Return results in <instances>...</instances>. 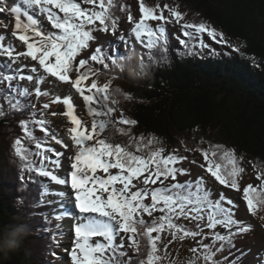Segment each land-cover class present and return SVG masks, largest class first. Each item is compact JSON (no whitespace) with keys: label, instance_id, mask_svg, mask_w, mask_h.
Masks as SVG:
<instances>
[{"label":"snow or ice","instance_id":"obj_1","mask_svg":"<svg viewBox=\"0 0 264 264\" xmlns=\"http://www.w3.org/2000/svg\"><path fill=\"white\" fill-rule=\"evenodd\" d=\"M21 3L25 8L23 12L21 6H13L10 8V13L14 14L15 20L16 31L13 36L26 46V51L21 50L14 56L13 47L4 48L0 44V52L6 53L12 59H18L20 56L25 59L30 58L31 61L37 62L32 68L33 72L42 69L49 78L69 84L87 104V113L93 121L89 131L82 119L75 114L71 97H55L53 102L61 103L66 108L62 115L69 118L73 125L69 129L71 144L52 136L55 143L62 145V148L75 149L74 154L69 157L70 168L64 179H59L43 166L35 168L26 154L28 150L22 147V141L19 138L14 141V152L21 161H25V170L37 171L39 175L49 177L59 185L70 184V191H74L73 204L79 210V215L76 218L78 222L71 229L74 231L72 245L70 249H66L70 257L69 264H134L127 249L130 248L134 254L139 255L142 245L146 248L145 258L139 259L138 264H163L167 256L168 244L175 240L183 241L189 236L195 240L197 236L203 234V227L215 229L217 225H223L229 230L228 235L213 233V238L216 241L228 240L230 244L233 236L246 234L252 230L251 225L234 218V211L231 208L222 207L221 200L224 199L222 195L220 199L213 201L210 198L212 193L201 187V181L198 180L193 185L192 182L181 183L177 180L178 175L187 173L171 165L179 163L182 158L173 154L164 157L163 148L152 151L145 157L136 154L141 150L139 144L136 152H133L127 146L114 144L107 138H100L106 130L115 128L116 124L133 126L138 123L134 119L123 118V114L120 119L113 120L112 116L116 109L109 105L119 104V100L114 99V96L120 94L121 89L119 87L111 89L112 79L100 86L98 79L101 70L91 66V62H95L102 65L103 70H108L109 63L106 61H110L111 65L123 70L124 65L120 61L130 59V56L117 58L97 47L94 54H90V60L79 58L77 64V58L81 56L82 50L88 49L90 42L95 39L94 32L100 30L97 24L102 26L104 33L111 30V33L115 34L117 21L110 11L114 0H21ZM82 4L92 7H83ZM164 9L168 10L169 16L164 15ZM5 10V7H0V13ZM139 11L141 16L134 22L131 32L148 50V59L152 61L155 59L154 50L160 49L164 53L168 51L165 25L180 23L184 20L185 14L176 7L168 5H164L157 13V9L146 6L144 0H140ZM36 12L41 16L46 15L47 21L50 22V30L47 34L43 28L37 27V19L34 18ZM22 15L26 17V23L22 21ZM127 19L133 22L131 14ZM149 22L160 23L158 27H153ZM182 29L185 37L200 38L206 33L217 44L227 45L237 53L240 51L239 47H233L228 43L223 32L204 22L199 24L185 22L182 24ZM120 39L124 41L125 38L121 36ZM200 42L203 46L202 40ZM180 44L185 48L189 47L184 40H180ZM163 58L167 59L166 55ZM139 67L143 72L146 67L143 58ZM73 71L77 73L74 79L70 75ZM90 78H92L91 84L88 85L87 81ZM27 79L32 80L33 77L28 76ZM39 83H44L43 77ZM27 91L25 89L24 93L27 94ZM36 92L37 95L50 94L40 89ZM124 97L128 100L132 98L129 94H124ZM18 106V103L9 104V109L15 110ZM49 107L48 103L43 105L44 109ZM56 114L52 113V115ZM0 115H4L2 107H0ZM36 123L43 132H48L45 121L40 120ZM21 127L28 137L36 139L26 121L21 123ZM119 131L128 134L123 128ZM140 139L143 141V136ZM153 142L155 137L149 140L148 144ZM36 147L41 149L43 145L37 141ZM221 149H223L222 154ZM45 151L55 152L56 156L63 155V152H56L50 147L38 154L44 156ZM218 154L229 167L215 162ZM203 157L207 163L206 171L220 185L242 194L247 213L255 217L259 212H264V172L257 176V180L260 181L258 186L249 183L242 187L240 179L245 169L239 165V158L234 150L215 145L210 150L203 151ZM44 159L49 158L44 156ZM55 163L59 165V159ZM113 169L117 171L113 173L111 171ZM98 171L105 175H98ZM68 175L70 180L67 178ZM140 184L144 187H139ZM150 185L159 186L149 187ZM232 203L233 201L228 199V204ZM156 212L160 215L150 223L146 222L144 215L153 217ZM62 215L71 216L72 213L65 210ZM59 218L58 216L57 219ZM181 218L197 222L196 227L200 231H189L178 225L176 221ZM205 220L206 223L202 225L201 222ZM234 227L235 232L232 231ZM165 233L171 236L167 243L162 241V234ZM94 238H103L104 242ZM56 243L58 245V241ZM210 247L200 244L191 248L193 258L189 260V264H196L199 259L196 254L201 248L208 250ZM125 256H128L127 260L124 259ZM203 259L213 260V254L208 251Z\"/></svg>","mask_w":264,"mask_h":264},{"label":"trees","instance_id":"obj_2","mask_svg":"<svg viewBox=\"0 0 264 264\" xmlns=\"http://www.w3.org/2000/svg\"><path fill=\"white\" fill-rule=\"evenodd\" d=\"M139 3L140 0H134V3L131 0H114L112 9L140 13ZM144 3L156 8L157 13L164 5L176 6L184 13L181 7L183 5V23L204 22L211 25L226 34L230 39V42L227 40L228 43L239 47L240 51L237 53L227 45L217 44L205 33L201 38L220 48L221 54H215L211 50L197 53L173 40L171 48L174 53H170L167 59L160 58L149 63L143 72L139 71V65L136 64L130 73L126 71L109 77L102 65L93 62L94 69L101 70L98 79L100 86L112 79L111 89H121V93L114 96L119 104L109 105L116 109L113 120L119 119L123 114L138 122L133 126L120 124L127 135L119 129L110 128L112 134L106 136L110 135L118 140L128 139L127 142L134 140L135 149L137 144L141 145V136L145 141L155 137L167 152L182 146L187 139L206 150L215 146V141L220 144L226 141L227 144L222 146L235 151L241 167L246 170L239 162H245L243 159L258 166L255 167L256 182L253 184L258 186L260 181L257 176L264 172V0H144ZM164 15L169 16L167 9H164ZM192 39L188 40L190 46ZM211 48L214 50L213 46ZM142 58L145 59L143 55ZM4 77L11 78L4 79V82L22 84L18 74H5ZM124 94H129L132 98L125 99ZM31 117L29 112L19 109H9V113L0 115V233L17 224H25L28 229V235L17 251L7 256L0 254V264H53L52 255L58 246L56 242L59 244V238L63 236L59 233V227H53L55 220L51 222L48 219L45 231L41 232L42 228L39 229L42 222L37 214L45 209H42L37 200L44 194L48 195L51 188L47 181L49 177L41 176L37 171L25 170V161H21L14 152V141L19 138L22 147L28 150L26 154L35 168L43 166L47 170L54 163L42 161L43 157L38 154L42 148L36 147L37 141L42 145L55 142L52 139V136H56L52 130V122L46 120L43 112L39 119L45 121L48 132L39 128L37 136L34 134L35 128L28 123L29 130L36 138L32 139L21 127V123L27 122V118ZM207 134L209 136L205 137ZM2 147L5 150L2 151ZM220 153L222 154L221 150ZM143 154L150 155L147 147L143 148L141 155ZM219 160L218 154L215 162ZM242 174L240 183L244 187L249 182L243 183ZM211 199L216 201L220 198L212 196ZM221 205L228 208L224 199L221 200ZM157 216L144 215V219L150 223ZM261 217H264V212L255 216L264 222ZM176 223L186 230L192 228L184 218ZM222 235L227 236L228 232ZM238 236L232 237L231 244L228 240L216 241L207 236L206 242L211 246L209 251L220 256L204 262L198 259L196 264H247L248 256L242 253L245 245H241ZM226 249L235 252L236 256L225 252ZM145 252L143 245L139 255L128 250L134 264L145 258ZM179 258H184V254L181 252L178 257L173 255L168 244L163 264H175ZM124 259L127 260L128 256Z\"/></svg>","mask_w":264,"mask_h":264},{"label":"rangeland","instance_id":"obj_3","mask_svg":"<svg viewBox=\"0 0 264 264\" xmlns=\"http://www.w3.org/2000/svg\"><path fill=\"white\" fill-rule=\"evenodd\" d=\"M131 2L134 3V0H131ZM91 7L92 6H89L88 8H91ZM174 7H176V6H174ZM181 7H183V9H184L183 11L185 13V6L181 5ZM186 10H188V8H186ZM111 13L117 17V20L123 19L126 21L121 23V27L119 28L118 32H116L115 34H112V35L104 36L103 40L108 42V43H112L113 41H121L120 37L123 36L125 38L124 40H126V41H135V36H134V34H132L131 29H132V27H134V22L138 21L139 17L141 15L138 13H135L134 11H131V12H129L127 10L115 11L113 9H112ZM129 14L132 15L133 22H129L127 20V17ZM43 17L45 18V15ZM149 23L152 24L153 27H158V25H159V23H155V22H149ZM41 24L46 25V27H50V23L47 20L43 19ZM5 27L6 28L3 30V32L10 33L11 39L8 42H6L4 40V42L7 43L8 46L13 47L15 49L14 56L16 55V53L20 52L23 48L26 51V46L23 45L22 42L18 41V39L15 36H13V33L16 31L14 25H11L10 21L7 20ZM97 27H99V29L102 30V26H99L97 24ZM219 31H221V30H219ZM28 34L31 36L30 33H28ZM224 38L230 42V39L227 37L226 34L224 35ZM206 44L208 46H211L208 43H206ZM143 51H144V49H143ZM90 53H91V50H88L85 55H88L87 57H89ZM15 60H22L24 62L23 71H24L25 75L23 78H24V81H26L30 85L31 88H37V89H40L42 91H46V90L51 91V93L49 95L45 96L46 100H44V102L41 103L42 106L45 103H48L49 105H51V103H55L53 101L55 100L56 96L61 95V98H64L65 95L68 93L67 90H68V88H70L69 84H63L61 82L56 81L55 78H49L47 76V74H45L43 72L42 69H39L37 72H33L32 70L29 71L28 67L31 64L36 66L37 62L31 61L30 58L25 59L23 56H20L18 59H15ZM30 69H32V67H30ZM75 75H77V73H75ZM28 76H32L33 79L28 80L27 79ZM41 77L44 78V83H42V84L39 83V80L41 79ZM52 92L55 94H53ZM71 99H72L73 103H75L74 106H75L76 115H78V117L82 119V121L87 126L88 130L91 131V125L88 122L92 121V117L89 114L87 115V108L84 107V109H83L81 107L83 104V102H82L83 98L80 97L78 94L75 99L74 98H71ZM64 111H66V108L64 106H62V104H59V105L57 104L56 109L52 110L51 113H57V115L54 117L53 126L56 128L57 131H59V128L61 129V140H63L64 143H66L65 138L70 139L69 129L73 125H71L69 118L62 115V113ZM123 118H126V117L123 116ZM116 120H118V119H116ZM115 128L121 129L122 127L120 126V124H116ZM106 134H112V129L106 130L100 136V138H107ZM220 135H221V132H220ZM208 136H209V134L205 135V137H208ZM108 139L110 140V142H112L114 144L119 143L121 145H125V146L129 147V150L136 152V149L133 147L136 144L135 143L136 141H134V140H132V142H127L128 139L124 140V141L115 139V137H109ZM151 139H153V138H151ZM151 139H149V140H151ZM149 140L145 141L143 139V141H141V145H140L141 150L139 152H137L136 154L141 155L143 153V148H145V147H147L149 149V153H151L152 151H155L159 148H163L161 146L160 140L158 138H155V142H153L152 144H148ZM226 144H227L226 141H223V144L216 143V141L214 142V145H226ZM186 145H192L193 146L195 144H193L190 140L187 139L183 142L182 146L177 147L175 150L169 149L170 152H167L164 149V152L162 153V155L164 157H167L168 155L173 154V155H176L178 158H182L181 153L182 152L187 153V151L184 150ZM195 146L198 147L199 145H195ZM3 150H5L4 147H2V151ZM200 150L205 151L206 148L200 147ZM221 151H223V149H221ZM60 152H64V150L60 149ZM194 153H196V152L194 151ZM12 154H13V152H12ZM143 156L147 157L145 154H143ZM201 156L203 157V155H201ZM62 157H64V154L59 156L58 159H60ZM181 160H180V162H181ZM243 160L246 162V164H245V162H243L241 160L239 161L242 166L244 165L246 167L245 172L242 174V181L245 184L247 182L254 184L256 182L255 181V178H256L255 171L257 170L256 168H258V166L256 164L254 165L253 163L247 161V159H243ZM180 162L175 164V165H171V166L178 167ZM218 163L223 164V166H227V162L224 160L220 159L218 161ZM206 165H207V163H206ZM57 166L54 168L55 169L54 172H56V173H58V170H59L57 168ZM113 173H115V172H113ZM97 174L100 175V173H97ZM252 177H254V179ZM211 180H212V182H211L212 186H213V184L218 185L217 183H215L214 179H211ZM51 186H53V183H51ZM56 189L57 188H55V190ZM72 192L74 193V191H72ZM220 193H222L225 197H228V198H226L227 202H228V199H231L235 203L239 204V209L242 212V217H243L242 219H244L242 221L246 222L245 223L246 225H250L248 220L251 221L252 230L247 232L246 234H243V236L240 240V242L242 244L246 245L245 252L248 254V256H250V258L246 261V263L247 264H262L264 262V222H263V220H259L258 218L253 217L250 213L246 212V202L242 201V194H238L235 190H233L229 187L223 188L222 190H220ZM45 205L47 207L50 206L49 202H47V204H45ZM234 213H235V211H234ZM159 214L160 213L158 212V215ZM52 217L55 219V214L53 211H52ZM57 221H59V223H58L59 227L63 226L61 228H62L63 233H64L68 229L69 225L64 224L62 222L61 218H60V220L57 219ZM187 222L190 223L193 221L187 220ZM194 223H197V222H194ZM201 223L202 224L206 223V220L204 222H201ZM219 226H221L222 228L219 229ZM212 230L213 231L215 230V233H219V234L226 232V230L229 232V230L226 229L223 225H217V228L208 230L210 233V234H207L208 237H213V233L211 232ZM232 230H235V227ZM64 235H65V238L66 237L67 238H66V240H62L63 243H60V247L57 248V250H56L57 254L53 258L54 264H69L70 257L68 255L66 249H70V247L72 245L73 237H74V231L71 230L70 232H68ZM253 238H255V239H253ZM94 239H100L101 242H104L103 238H94ZM162 239L164 240L163 243H167L168 240L171 239V236L168 235L167 233H165L164 235L162 234ZM250 240H252V241H250ZM203 242H204L203 236H197L195 240L191 236H189V237H186L183 241L175 240L172 243H170L169 245L172 248L173 255H176L178 257L179 253L182 252L184 254V258L177 259L175 264H189V260L193 258V253L190 251V249L193 247H198ZM207 251L208 250L202 249L196 255L199 257V259L203 260V262H204L205 260L203 259V257L207 253ZM228 251L229 250H227V249L225 250V252H228ZM229 253L233 254L234 257L236 256V253H234V252L233 253L229 252ZM218 256H220V255H218ZM222 256H223V253H222ZM63 259L67 260V262L62 261ZM215 259L216 258L213 257V260H215Z\"/></svg>","mask_w":264,"mask_h":264},{"label":"clouds","instance_id":"obj_4","mask_svg":"<svg viewBox=\"0 0 264 264\" xmlns=\"http://www.w3.org/2000/svg\"><path fill=\"white\" fill-rule=\"evenodd\" d=\"M6 5L9 9L7 16L10 13V8L13 6H21L22 10H25L24 6L21 3V0H15V3L12 2V0H7ZM2 7V6H0ZM88 7V6H86ZM58 11V10H57ZM5 11L2 12L1 15H5ZM62 16V14H60ZM44 16V15H43ZM41 16L40 13L36 12L34 14V18L37 19V27H41L43 28V30L46 32V34L48 33V31L50 30V27H46V25L41 24V22L44 20H47L46 15L45 18ZM27 20V19H26ZM50 23V22H49ZM0 33H3V30L0 29ZM6 63V66L8 67L9 71L4 72V74H18L19 79L22 80V84H20L19 82H14V81H7L4 82V79L0 81V96H4L3 98H0V107H2V105L4 106V114L5 113H9V109L7 106H5L2 101L7 98L8 93L12 92L13 90H17L15 94H22V92H24L25 89H27V94L25 95L26 97H24V95H22L24 98H29V96H32L33 98L36 97V89L37 88H31L30 85L24 81V71H23V67L24 64L17 62L15 63L11 58H9L6 53L0 52V65L2 66L3 63ZM29 71H31V69L28 67ZM4 74H0L2 75V77H4ZM22 96H17L18 98L22 99V100H18L21 102V104L23 106H25L26 104V100L22 97ZM18 109V108H16ZM26 109V108H25ZM25 111V110H24ZM91 125V124H90ZM61 133V132H60ZM107 135V134H106ZM109 137H113V136H108L107 139ZM69 139V138H66ZM124 141V140H121ZM185 151H187V153L182 152V159L187 158V155L189 152V150H192L193 152L195 151L197 154H199V149L197 146L193 145L192 147H185L184 148ZM183 161V160H181ZM46 195V194H45ZM28 235V229H27V225L25 224H17V225H13L10 226L9 228H6L2 233H0V254L7 256L8 254L17 251L23 244L24 239L27 237Z\"/></svg>","mask_w":264,"mask_h":264},{"label":"bare ground","instance_id":"obj_5","mask_svg":"<svg viewBox=\"0 0 264 264\" xmlns=\"http://www.w3.org/2000/svg\"><path fill=\"white\" fill-rule=\"evenodd\" d=\"M12 2L15 3V0H12ZM14 23H15L14 21H11V24H14ZM0 38H2V36H0ZM12 97H14V96H7V98H5L2 101V103L5 106L9 107V104H11V98ZM67 142H68V144H71V140L67 139ZM74 151H75L74 148H68V149H65V151H64L65 155L62 158V160L60 161L61 163L59 164L62 179L65 178L67 170H68V168H70V164H69L68 160H69V157L74 154ZM67 178L70 180V175H68ZM62 193H63V196H66V199H63L61 202L58 203L59 212H61V215L65 210L72 213L71 216H63L62 215V218H63L62 222L66 223V224H70L73 220H75V222H77L76 217L79 215V210L76 209L74 204H73L74 193L72 191H70L69 185H68V190L66 188L62 189ZM69 195H71V199H69ZM68 230H70V229H68ZM62 261L67 262V260H64V259Z\"/></svg>","mask_w":264,"mask_h":264}]
</instances>
